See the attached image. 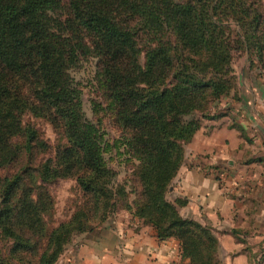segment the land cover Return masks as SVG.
<instances>
[{"label":"trees","instance_id":"trees-1","mask_svg":"<svg viewBox=\"0 0 264 264\" xmlns=\"http://www.w3.org/2000/svg\"><path fill=\"white\" fill-rule=\"evenodd\" d=\"M238 51L264 70V0H0V264H57L75 234L124 207L180 242L179 264H223L213 228L167 195L203 119L239 93ZM89 59L137 161L132 203L72 73ZM27 117L61 132L54 156L39 159L50 147ZM67 177L85 202L50 227L48 184Z\"/></svg>","mask_w":264,"mask_h":264},{"label":"crops","instance_id":"crops-1","mask_svg":"<svg viewBox=\"0 0 264 264\" xmlns=\"http://www.w3.org/2000/svg\"><path fill=\"white\" fill-rule=\"evenodd\" d=\"M239 86L238 98L203 119L174 182L193 219L213 228L223 264H264V84ZM138 230L113 235L100 258L89 254L82 264H178L177 239L160 240L151 225ZM94 233L108 242V229Z\"/></svg>","mask_w":264,"mask_h":264},{"label":"rangeland","instance_id":"rangeland-1","mask_svg":"<svg viewBox=\"0 0 264 264\" xmlns=\"http://www.w3.org/2000/svg\"><path fill=\"white\" fill-rule=\"evenodd\" d=\"M254 59L255 56H250L247 52L238 51L235 53L234 67L235 72L239 77L237 89L240 88V83L243 84V90L246 87L248 90L249 88L251 89L255 81H257V83L263 82L264 84V70L259 68V66L254 62ZM72 73L83 89L84 108L88 117L96 123L99 122L103 131L106 133L105 139L109 144L108 151L105 154L106 160L108 161L110 167H112L118 174L117 183L125 184L127 186L128 191L131 193L129 201L132 203L139 197L140 190L139 184L132 175L133 166L137 163V161L132 154V150L126 143V133L124 132V129H122V127L115 121L112 107H110L111 109L109 108L110 102L104 97L103 92L98 90L95 86L97 85L95 80V61L93 59L83 61L78 67L73 69ZM231 95L225 97V99L230 98L226 100L228 103H230L229 101L233 99V96ZM239 95L240 91L234 96L238 98ZM245 96L249 97L250 95L249 93H246ZM228 103L226 104L227 107ZM239 104L240 103L238 102L236 103L237 108H239ZM27 118H30L36 124L42 137L46 140L50 147L49 153H39V159L42 160L43 158L54 156L58 147L65 141L61 132L56 130L48 121L44 119L31 117ZM48 189L54 199V208L52 211L53 215L48 218L50 227H55L60 222L70 220L76 210V207L83 204L86 199L83 197L77 181L71 177L61 178L48 184ZM179 191L177 182L173 181L167 195L168 199L174 203L178 200L187 202L186 199H182L181 196H179ZM185 205H179L183 216L193 219L197 213H194L188 205L186 207ZM197 217L200 216L198 215ZM145 224L146 223H144L143 220L134 216L131 210H128L127 207L119 208L117 212L111 214L104 223L97 226L94 230L87 233L75 234L57 264H82V260L84 258L81 257H86L89 254L100 258L103 254L105 245H110L113 235L118 236L120 233V235H123L127 230H134L137 232L139 231L138 229ZM104 229H108L110 231V235L107 240L108 242L106 244L102 241L103 237H100V239L98 237L97 240V237L89 236V233L95 232L94 234H98ZM120 229L122 231H119ZM123 230L125 231L123 232ZM7 245L8 244L0 236V251L3 250V247H7ZM180 262L181 260L178 264Z\"/></svg>","mask_w":264,"mask_h":264}]
</instances>
